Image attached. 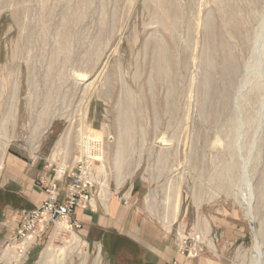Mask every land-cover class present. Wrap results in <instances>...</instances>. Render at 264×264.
Masks as SVG:
<instances>
[{
  "label": "rangeland",
  "instance_id": "1",
  "mask_svg": "<svg viewBox=\"0 0 264 264\" xmlns=\"http://www.w3.org/2000/svg\"><path fill=\"white\" fill-rule=\"evenodd\" d=\"M10 152L70 169L89 157L98 189L150 186L152 213L195 264H264V0H0V180ZM35 230L21 261L4 263L14 238L0 264H38L50 243L85 264L84 239Z\"/></svg>",
  "mask_w": 264,
  "mask_h": 264
},
{
  "label": "crops",
  "instance_id": "2",
  "mask_svg": "<svg viewBox=\"0 0 264 264\" xmlns=\"http://www.w3.org/2000/svg\"><path fill=\"white\" fill-rule=\"evenodd\" d=\"M13 153L7 160L9 172L0 180V249L17 238L21 209H34L46 200L38 179L41 175L52 176L57 163L32 155L21 159V164ZM17 165L22 169L16 170ZM68 181L59 182L60 201L64 200ZM149 189L146 184L104 185V196L96 195L92 208L75 209L72 217L81 224L78 232L87 242L85 264H170L174 260L195 264L181 255L173 220L164 221L163 216L152 213Z\"/></svg>",
  "mask_w": 264,
  "mask_h": 264
},
{
  "label": "built area",
  "instance_id": "3",
  "mask_svg": "<svg viewBox=\"0 0 264 264\" xmlns=\"http://www.w3.org/2000/svg\"><path fill=\"white\" fill-rule=\"evenodd\" d=\"M90 158L78 160L71 169L61 168L55 164L52 176L41 175L38 179L39 185L47 194L46 200L34 209H21L22 221L17 231V238L23 239L26 234L35 231L41 221L49 224L56 223L57 219H66L71 227L80 228L81 224L73 219L72 215L77 207L92 208L95 196L101 197V185L96 180V173L92 167ZM68 179L65 189L64 200L60 201L62 190L59 182ZM58 215L55 218V215ZM44 231V230H43ZM38 238H36L37 240ZM180 264V263H172Z\"/></svg>",
  "mask_w": 264,
  "mask_h": 264
},
{
  "label": "bare ground",
  "instance_id": "4",
  "mask_svg": "<svg viewBox=\"0 0 264 264\" xmlns=\"http://www.w3.org/2000/svg\"><path fill=\"white\" fill-rule=\"evenodd\" d=\"M216 25V24H215ZM206 28H207V34H208V46H207V50H206V53L204 54L205 55V62L207 63V65H213V63L215 62L214 61V55H213V53H214V50H215V45H214V41H215V38H213L212 36H211V33L215 30L214 29V22H213V19L212 18H210V17H208L207 18V20H206ZM162 60H163V64H164V66H165V68L167 69L168 68V70L170 69V67H171V65H172V60H171V58H168V56H167V54H166V50H167V48L163 45V47H162ZM227 58V57H226ZM229 58V57H228ZM229 62H230V60H229ZM231 64H232V66H235V63H234V60L231 58ZM230 67H231V65H230ZM227 72V71H226ZM261 72V71H260ZM79 73V72H78ZM79 74H81V73H79ZM73 75V74H72ZM75 75V74H74ZM73 75V76H74ZM224 76H225V74H224ZM80 77V76H79ZM83 77H85L84 75H83ZM228 77V76H227ZM71 78H72V76H71ZM73 79H74V77H73ZM77 79V78H76ZM75 80V79H74ZM73 80V81H74ZM77 80H79V79H77ZM79 82H81V81H79ZM230 83V82H229ZM80 84V83H79ZM210 84H212L211 83V79H210V77H209V75L208 74H206L205 75V77H204V80H203V94L206 92V90L210 87ZM89 85V84H88ZM86 106V105H85ZM87 107V106H86ZM88 109V108H87ZM85 111H87V110H85ZM83 117H85L86 118V116H83ZM83 120H85V119H83ZM84 123V122H83ZM73 125V124H72ZM88 126V125H87ZM86 125H85V123H84V126L81 128V134L82 135H88L87 133H88V127H87ZM71 133H72V128H71V126L69 125V127L64 131V133L62 134V136L60 137V139H59V141L57 142V148H60L64 143H66L68 140H70V136H71ZM93 138H90V140H89V144H91V140H92ZM10 139L9 140H7L6 142H5V149L6 148H8V146H9V144H10ZM98 144V143H97ZM99 145V144H98ZM81 150L82 151H84V145H82L81 144ZM87 158H89V157H87ZM82 159H84V158H82ZM90 161V160H89ZM2 167H3V159H1V162H0V170L2 169ZM232 170V169H231ZM228 171H230V170H228ZM230 174V173H229ZM220 178H221V182L222 183H224V178H225V176H222V174L220 175ZM101 194H103L102 195V197L104 196V185L102 184V186H101ZM239 198V201L241 202V204L245 207V209L247 210V213H248V215H249V217H250V219H251V222H252V226H253V228H254V225H255V218H254V216H253V214H252V205H251V202H250V200L247 198V197H244V196H239L238 197ZM58 217V216H57ZM41 223L42 224H44L45 223V221H41ZM41 223H40V226H41ZM56 227L59 229L58 231H60V230H62V231H67V232H70L71 234H72V236H73V238H74V241H80L81 242V240L83 239V238H81L76 232H74L73 231V229H72V227H71V224H70V222L69 221H66V219L64 218V219H57V221H56ZM40 229H43V228H41L40 227ZM57 230V229H56ZM56 230L54 231L55 232V234L53 235L54 236V238L53 239H56L57 238V234L58 233H56ZM53 232V233H54ZM61 232V231H60ZM60 234V233H59ZM34 235H35V231H31V232H29V233H27L26 234V236H25V238H23V241L24 242H16V243H12V245H10L9 247H7L6 248V252L3 254V255H6L7 253L9 254V252H12V249L14 250L13 251V253L12 254H10L9 256H7L6 258H5V261H4V263L7 261V258H8V261L9 260H12V259H14V257H16V260L17 261H21V256L19 255L20 253H22V251H19V248L21 249V248H23V246L24 245H29L30 246V244H31V242H30V239L31 238H34ZM65 236V235H64ZM35 237L37 238V236L35 235ZM36 238H35V240H34V242H33V244H35V242H36ZM256 239V248H258L260 245V243H259V237H258V234L256 233V237H255ZM26 241H28V243L26 242ZM32 241V240H31ZM32 244V245H33ZM85 245H87V243L85 242V241H82V243H81V245L80 246H85ZM79 246V247H80ZM79 247H78V250H79ZM12 248V249H11ZM25 248V247H24ZM16 249V250H15ZM59 249L57 248V247H54L53 246V243L51 244H49L44 250H43V252L41 253V255H40V258L38 259V264H66L67 263V260H68V258H66V254H65V252L64 251H58ZM82 249H81V251L79 250L78 251V253L79 254H83L82 253ZM84 255V254H83ZM87 256V255H86ZM86 256H84V257H86ZM3 258V257H2ZM100 258V257H99ZM20 259V260H19ZM3 260V259H2ZM71 260V262H73V258H71L70 259ZM85 260V259H84ZM97 260H99L98 259V257H97ZM18 264H20V262H18Z\"/></svg>",
  "mask_w": 264,
  "mask_h": 264
},
{
  "label": "water",
  "instance_id": "5",
  "mask_svg": "<svg viewBox=\"0 0 264 264\" xmlns=\"http://www.w3.org/2000/svg\"><path fill=\"white\" fill-rule=\"evenodd\" d=\"M57 216H58V215L56 214V215H55V218H57Z\"/></svg>",
  "mask_w": 264,
  "mask_h": 264
}]
</instances>
